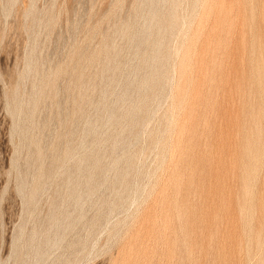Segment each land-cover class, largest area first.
Segmentation results:
<instances>
[{
    "label": "rangeland",
    "instance_id": "rangeland-1",
    "mask_svg": "<svg viewBox=\"0 0 264 264\" xmlns=\"http://www.w3.org/2000/svg\"><path fill=\"white\" fill-rule=\"evenodd\" d=\"M0 264H264V0H0Z\"/></svg>",
    "mask_w": 264,
    "mask_h": 264
}]
</instances>
